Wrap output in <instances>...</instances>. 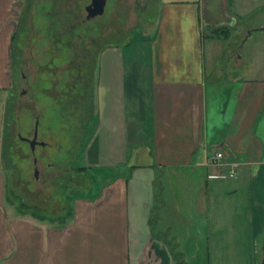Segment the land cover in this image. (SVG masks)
Instances as JSON below:
<instances>
[{
  "label": "crops",
  "instance_id": "0c3cea01",
  "mask_svg": "<svg viewBox=\"0 0 264 264\" xmlns=\"http://www.w3.org/2000/svg\"><path fill=\"white\" fill-rule=\"evenodd\" d=\"M12 2L0 0V93L9 95ZM239 2L232 0L229 7L226 0H157L149 30L100 51L92 147L96 153L106 147L114 169L90 180V191L78 194L71 214L37 218L59 227L46 228L35 219L10 217L11 190L6 193L0 165V264H173L158 237L163 232L157 223L154 229L149 224L158 184L157 216L165 205V185L187 212V238L210 236L211 223L222 228V200L231 193L243 195L237 203L241 226L249 228L243 238L263 241L264 81L239 73L242 59L236 51L234 67L227 61L223 66L231 50L221 57L216 46L231 39L242 10ZM220 27L230 31L228 38L208 33ZM110 51H119L117 60L102 59ZM219 57L222 63L210 64ZM109 93L113 108L104 110L101 100L109 105ZM104 125L106 133L101 132ZM114 137L122 145L120 163L110 160L117 153ZM215 149L238 164L234 178L227 176V168L210 164ZM99 178L103 184L95 189Z\"/></svg>",
  "mask_w": 264,
  "mask_h": 264
},
{
  "label": "rangeland",
  "instance_id": "374dc122",
  "mask_svg": "<svg viewBox=\"0 0 264 264\" xmlns=\"http://www.w3.org/2000/svg\"><path fill=\"white\" fill-rule=\"evenodd\" d=\"M89 4L90 0L12 2L9 24L13 45L8 69L12 88L10 95L0 93V165L6 173V193L11 190L8 197L12 206L8 205V212L13 220L35 219L38 226L59 228L58 223H43L37 218L56 220L68 212L71 214L78 194L90 191V180L97 178L101 171L107 176L114 169L115 164L108 160L107 148L101 147L96 153V147H92L96 124L84 125L80 113H85L84 120L88 119L91 107L87 95L95 81L91 70L100 50L125 44L138 32L149 30L155 19L157 0H106L104 14L86 21L85 8ZM238 4L242 10L236 28L231 31L227 43L216 44L217 54L222 57L227 49L231 50V59L223 60L222 65L225 66L227 61L228 67H234L236 51L242 59L239 73L264 81V0H240ZM66 15L79 16L80 22H76L73 34L64 23ZM223 30L228 38L230 31L225 27L210 29L208 33L222 37ZM118 56L119 51H110L102 59L117 60ZM218 61L222 63V58L212 60L210 64ZM102 71L106 73L105 68ZM228 75L231 76L232 71H228ZM81 89L82 94L77 95ZM76 96L81 100L74 105L72 100ZM106 96L109 105L101 100L104 110L113 108L111 93ZM35 124L37 142L44 146H36L32 152L24 139H32ZM102 128L101 132L106 133V126ZM110 133L107 130V134ZM111 143L117 145V153L110 160L120 163L122 145L117 137L111 139ZM215 153L222 156L221 163L228 169L227 176L234 178L229 173L233 169L236 172L238 164L229 163L228 154L223 150L215 149L212 154ZM81 167L86 170H78ZM34 168L38 171V180L34 178ZM103 181L99 178L94 184L95 189ZM166 188L164 185L165 205L157 216V231H162L168 241L177 245L176 250L183 254L185 264H261L262 242L249 241L242 236V232L249 229L242 227L240 222L242 213L237 203L243 195L229 193L223 198L222 228L211 226V223L210 236L187 238V212L181 210L180 198L176 199L172 191L169 195L171 189ZM15 205L19 216H16ZM219 232L221 239L217 235Z\"/></svg>",
  "mask_w": 264,
  "mask_h": 264
},
{
  "label": "trees",
  "instance_id": "16d2710c",
  "mask_svg": "<svg viewBox=\"0 0 264 264\" xmlns=\"http://www.w3.org/2000/svg\"><path fill=\"white\" fill-rule=\"evenodd\" d=\"M227 1V4L229 7L232 6V0H226ZM77 19V21H76ZM76 22H78L77 24H79V16H77L76 18V15H66V20L64 21L65 25L67 26L66 28H68V31L71 32L73 34V30L75 29V27L77 26ZM224 31V35H221L223 38H227V34L225 33L226 31ZM216 33H219V32H216ZM12 45H13V38H12ZM105 48V47H104ZM102 48V49H104ZM101 49V50H102ZM100 50V51H101ZM100 53V52H99ZM11 57H12V51H11ZM98 57V56H97ZM96 72V62L95 64L93 65L92 67V70H91V76H92V79H93V74H95ZM87 83V78H85V81H84V84L86 85ZM95 88H96V81L92 82L91 83V89H90V93L89 95H87V99H89V103H90V113H88L87 117L88 119L87 120H84L83 117H84V114L85 113H80V117L82 118L81 119V122L84 123V125L87 123L89 124L92 120V116L94 115V111H95V96L93 93H95ZM84 89V88H83ZM81 91L80 93H78L77 95H81L83 90H79ZM85 92V91H84ZM80 99V96H76L73 98L72 100V103L75 105L77 104V102L79 103V100ZM88 101V100H87ZM85 118V117H84ZM84 120V121H83ZM78 170H81L82 172L86 170L85 167H81V168H78ZM156 187V190H157V193H156V197H155V204L156 206L154 207V209H152V212H151V215H150V221H149V224H150V227L152 229H154L156 227V223H157V214L156 212L160 209L161 207V203H158L160 202V199H159V194L161 192V187L160 185L158 184L155 185ZM159 200V201H158ZM165 235L162 233V234H159L158 237L162 239L164 245L167 247L170 255H171V259H172V263L173 264H185L184 263V257H183V254L178 252L176 249H177V245L175 243H172L170 241H168L165 237H167V235L164 237ZM166 239V240H165ZM261 254H262V257H261V264H264V238H263V241H262V245H261Z\"/></svg>",
  "mask_w": 264,
  "mask_h": 264
},
{
  "label": "water",
  "instance_id": "95a60500",
  "mask_svg": "<svg viewBox=\"0 0 264 264\" xmlns=\"http://www.w3.org/2000/svg\"><path fill=\"white\" fill-rule=\"evenodd\" d=\"M106 6V0H90V4L85 8L86 13V21H91L95 19L96 17H100L104 14ZM24 141L30 146L32 152H34V149L36 146H44L43 143L37 142V130H36V124L33 131V137L31 140L24 139ZM34 165H36V159L33 160ZM38 171L36 168H34V177L37 178Z\"/></svg>",
  "mask_w": 264,
  "mask_h": 264
},
{
  "label": "built area",
  "instance_id": "2783aa9c",
  "mask_svg": "<svg viewBox=\"0 0 264 264\" xmlns=\"http://www.w3.org/2000/svg\"><path fill=\"white\" fill-rule=\"evenodd\" d=\"M221 159H222V156L219 154V153H215V154H211L210 158H209V162L212 166L218 168V169H222L223 166L221 163ZM236 169V167H235ZM231 177H234L236 172L235 170L233 169L232 172L229 173Z\"/></svg>",
  "mask_w": 264,
  "mask_h": 264
}]
</instances>
